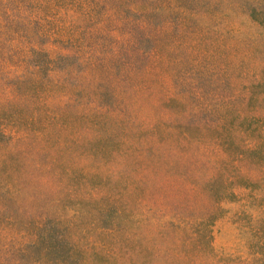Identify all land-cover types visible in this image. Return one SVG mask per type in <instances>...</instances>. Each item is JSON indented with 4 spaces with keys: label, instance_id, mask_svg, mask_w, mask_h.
<instances>
[{
    "label": "rangeland",
    "instance_id": "rangeland-1",
    "mask_svg": "<svg viewBox=\"0 0 264 264\" xmlns=\"http://www.w3.org/2000/svg\"><path fill=\"white\" fill-rule=\"evenodd\" d=\"M0 264H264V0H0Z\"/></svg>",
    "mask_w": 264,
    "mask_h": 264
}]
</instances>
